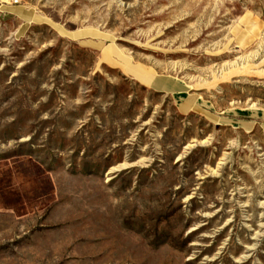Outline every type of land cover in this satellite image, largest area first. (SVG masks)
I'll return each mask as SVG.
<instances>
[{"label":"rangeland","instance_id":"1","mask_svg":"<svg viewBox=\"0 0 264 264\" xmlns=\"http://www.w3.org/2000/svg\"><path fill=\"white\" fill-rule=\"evenodd\" d=\"M0 264H264V0H0Z\"/></svg>","mask_w":264,"mask_h":264},{"label":"crops","instance_id":"2","mask_svg":"<svg viewBox=\"0 0 264 264\" xmlns=\"http://www.w3.org/2000/svg\"><path fill=\"white\" fill-rule=\"evenodd\" d=\"M126 71L139 80L142 84L153 87L155 90L171 91L178 89L170 79L154 76L150 71L136 66H127Z\"/></svg>","mask_w":264,"mask_h":264},{"label":"built area","instance_id":"3","mask_svg":"<svg viewBox=\"0 0 264 264\" xmlns=\"http://www.w3.org/2000/svg\"><path fill=\"white\" fill-rule=\"evenodd\" d=\"M10 2L15 4L18 2V0H10Z\"/></svg>","mask_w":264,"mask_h":264},{"label":"bare ground","instance_id":"4","mask_svg":"<svg viewBox=\"0 0 264 264\" xmlns=\"http://www.w3.org/2000/svg\"><path fill=\"white\" fill-rule=\"evenodd\" d=\"M187 148V147H186Z\"/></svg>","mask_w":264,"mask_h":264}]
</instances>
